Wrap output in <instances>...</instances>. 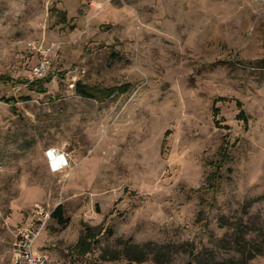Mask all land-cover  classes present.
Returning a JSON list of instances; mask_svg holds the SVG:
<instances>
[{"label":"rangeland","instance_id":"rangeland-1","mask_svg":"<svg viewBox=\"0 0 264 264\" xmlns=\"http://www.w3.org/2000/svg\"><path fill=\"white\" fill-rule=\"evenodd\" d=\"M36 205L52 264H264V0H0V264Z\"/></svg>","mask_w":264,"mask_h":264},{"label":"built area","instance_id":"built-area-1","mask_svg":"<svg viewBox=\"0 0 264 264\" xmlns=\"http://www.w3.org/2000/svg\"><path fill=\"white\" fill-rule=\"evenodd\" d=\"M50 51H44L41 62L31 75V82L45 79L51 71ZM45 159L52 174H63L72 168L70 155L59 149L49 148L45 152ZM52 213L43 205H36L25 226L19 229L13 248L12 264H52L46 252L35 250L38 239L47 230Z\"/></svg>","mask_w":264,"mask_h":264},{"label":"trees","instance_id":"trees-1","mask_svg":"<svg viewBox=\"0 0 264 264\" xmlns=\"http://www.w3.org/2000/svg\"><path fill=\"white\" fill-rule=\"evenodd\" d=\"M76 91L79 96L85 98V99H94V100H101L103 97L111 98L118 90L115 88L103 90L99 88L94 87H87L80 83L76 85ZM225 99H222L220 101H224ZM238 107L242 109V104L238 103ZM215 115L219 113L218 109H214ZM239 119H242L244 121H247V117L245 115V112L242 110L241 113L238 116ZM52 218L57 221L60 224H63V206H58L56 210L52 213ZM92 237L91 234H88ZM88 237V236H87ZM90 237V238H91ZM83 241V240H82ZM79 245H82L84 247V253H89L92 250L91 245L88 243V240L83 244L80 242Z\"/></svg>","mask_w":264,"mask_h":264}]
</instances>
